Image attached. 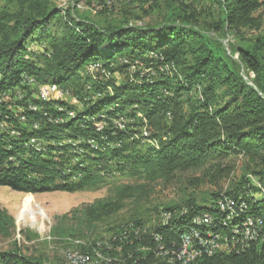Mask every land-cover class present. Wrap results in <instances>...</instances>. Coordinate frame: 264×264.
Instances as JSON below:
<instances>
[{
	"label": "trees",
	"instance_id": "trees-1",
	"mask_svg": "<svg viewBox=\"0 0 264 264\" xmlns=\"http://www.w3.org/2000/svg\"><path fill=\"white\" fill-rule=\"evenodd\" d=\"M9 1L15 9L0 14V186L30 194L72 192L117 171L129 176L143 171L164 180L213 171L223 178L230 176L232 160L238 157L257 167L230 188L213 192L206 204L191 199L166 206L161 211L167 217L150 228L143 220L130 219L115 227L107 242L88 240L87 248L81 247L83 255L107 243L110 260L102 264H179L169 257L180 248L182 233L206 237L207 232H223L231 237L232 228L247 217L264 219V194L250 179L264 187V36L232 48L237 61L222 44L216 50L209 38L210 32L257 29L259 19L253 13L264 0H207L217 15L206 28L198 26L196 10L183 3L178 14L170 9L157 24L136 26L124 19L100 26L79 19L73 7L60 10L57 0ZM92 1L86 11L115 8L94 9ZM136 61L150 63L162 78L135 74L117 82L111 76L129 71ZM93 64L99 68L91 70ZM22 74L34 85L21 84ZM39 85L59 86L66 91L59 95L77 97L81 107L69 106L64 98H37ZM119 119L123 128L116 126ZM129 120L143 127L147 138L130 128ZM147 139L154 143H145ZM144 144L141 152L138 147ZM74 156L78 162L71 160ZM135 192L142 190L120 186L114 198L87 205L80 217L85 224L109 217ZM205 214L212 222L195 220ZM11 225V217L0 208V233H8ZM155 236L168 254L159 250ZM255 237L239 251L203 254L189 264H264V227ZM117 247L122 254L118 259ZM0 261L44 264L19 248L0 252Z\"/></svg>",
	"mask_w": 264,
	"mask_h": 264
},
{
	"label": "rangeland",
	"instance_id": "rangeland-1",
	"mask_svg": "<svg viewBox=\"0 0 264 264\" xmlns=\"http://www.w3.org/2000/svg\"><path fill=\"white\" fill-rule=\"evenodd\" d=\"M74 1L57 0L56 6L60 10L73 7L74 10L72 11L73 13L77 11L74 15L79 16V19H86L100 26L120 24L124 19L126 23L136 26L157 24L162 22L164 18L166 19L170 9L174 10L175 14H178L179 3L187 4L196 10L198 13V26L200 27L206 28V25L216 20L217 15L215 7L208 3L207 0H176V4H171L169 0H156L153 3L149 0L133 2L129 0L92 1L91 8L94 9H100L103 5L107 7L115 5L114 9L104 13H94V10L93 12L86 11V4H88L87 1L89 0H78L76 7L73 6ZM14 9L15 4L13 2L0 0V14L9 13ZM253 15L259 19V27L257 29L240 28L235 31H224V35H222L223 32L218 35L210 32L209 38H212L214 48L221 50L219 47L222 44L229 58L237 61V57L231 52L232 48H243L247 41L264 36V5L255 11ZM36 47L32 46L33 49H36ZM90 69L93 70L95 68L90 67ZM135 74H139V77L143 76L145 79L159 80L162 78L160 72L152 69L150 63L145 64L141 62L139 64L137 61L133 63L129 71H115L111 76L117 82H125ZM31 83L34 84L33 80H31ZM172 83L175 82L173 81ZM37 91H45L44 97H39L40 99L49 97L57 99L53 97V91H59V94L62 92L66 93V91H63L57 85L51 87L39 85ZM193 94L194 92L191 93V95ZM20 96L18 95V97ZM186 97L184 94L183 99L185 101ZM63 100L69 106L78 109L82 104L75 96L67 95ZM186 103L187 101L185 105ZM73 114V112H69V115ZM119 121L121 122L122 119L115 122L116 126L123 128V125L119 124ZM134 122L133 120H129L130 128L137 130L140 136L145 137L149 135L143 127L134 125ZM144 142L147 144L154 143L151 140ZM144 149H146L145 144L138 147V150L141 152H144ZM71 160L78 162L79 158L74 156ZM232 161L235 164L234 170L230 176L223 178L214 176L213 171H210L208 174L204 172H185L168 180L148 177L146 172L143 171L138 176H129L127 172L117 171V173L105 176L96 185L72 192L52 191L30 194L12 191L7 187L0 186V208L11 217L12 221L8 233H0V252L19 248L21 254L24 256L42 260L44 264H67L69 255L82 254L80 252L81 247L89 245L86 244L88 240L102 238V242H107L115 231L114 228L124 222H132L130 219L143 220L146 223L145 227L150 228L156 225L158 221H163L167 217L161 211L163 207L170 205L180 206L191 199H194L198 203L206 200V204L213 192L230 188L241 177L248 174L249 170L257 168L254 167L253 163L241 157L234 158ZM250 179L254 181L256 187L261 188L264 194V187L259 186L261 183L254 180L252 176H250ZM125 185L139 186L142 193L139 195L135 192L134 199H125L122 207L109 217L93 221L90 224L83 222L80 212L84 207L98 200L108 197L114 198L117 188ZM28 196H31V198L29 199ZM35 206L42 209L45 214L44 217L36 214L34 218L30 216V209H37ZM195 234L199 235V232H195ZM212 235L213 233L207 232L206 237L202 236V238L207 239L209 242L215 240V243H219V237L213 239ZM106 242L105 246L96 248L94 252L92 251V254L85 252V255L88 257L85 264H102L103 261L110 260V253L106 251V248H108ZM119 252L120 249L117 247L115 251L117 259L122 256V254L119 255Z\"/></svg>",
	"mask_w": 264,
	"mask_h": 264
},
{
	"label": "bare ground",
	"instance_id": "bare-ground-1",
	"mask_svg": "<svg viewBox=\"0 0 264 264\" xmlns=\"http://www.w3.org/2000/svg\"><path fill=\"white\" fill-rule=\"evenodd\" d=\"M21 98V96H20ZM29 108L31 109H35L34 106H29ZM120 122V121H119ZM122 122V121H121ZM100 127V126H98ZM79 143V142H78ZM28 198L30 199L31 196H28ZM222 199V198H221ZM237 201V200H236ZM219 206L222 208L223 204L222 202L218 203ZM228 206L231 204L230 201L227 202ZM246 205V204H245ZM225 206V204H224ZM36 207V206H35ZM218 207V206H217ZM240 207H243V205L241 204ZM37 209H30V216L32 218H34V215H40L41 217H44V213L42 211L41 208H39L38 206L36 207ZM231 209V207H229ZM244 208V207H243ZM232 210V209H231ZM240 211V210H239ZM244 211V209H243ZM228 212V210H227ZM213 213V212H212ZM229 214V213H228ZM232 215V214H231ZM235 215V214H234ZM205 217V216H203ZM227 218V217H226ZM206 218H196L195 220H197L198 222H201V220L204 222ZM228 219V218H227ZM227 220H225L226 222ZM256 221H259V224H257ZM34 222V221H33ZM227 223V222H226ZM229 225V224H228ZM226 225V226H228ZM232 227V226H231ZM264 227V219L261 217H247L245 219V221L240 225H236L232 228V233L233 235L230 237V240L233 241V245L231 246V251L235 250L237 251L238 248L243 247V245H245V236L243 234L242 230H246L247 234H246V243L249 240H253L256 237V233L259 229ZM241 229V230H236V229ZM231 229V228H230ZM229 229V230H230ZM139 232V231H138ZM187 236L189 237V239L192 241V243H196V239H197V243H198V249L196 250V252L194 253L192 259H184V263H183V259H180L177 251L176 252H171L170 255V259L172 260L173 258H175L174 260H176L179 264H189L190 262L194 261L196 258H198L199 256L206 254V255H210L212 253H214L213 248H211L210 246H213V244L215 243L213 240L212 242L207 241V239L202 238V236L197 235L195 233H188V231L184 234H181L180 239H181V256L182 257H189V246H187ZM210 237V236H208ZM219 237L218 234L212 235V238L215 239ZM219 239V238H218ZM217 239V240H218ZM213 243V244H212ZM209 244V245H208ZM114 246V245H113ZM99 247V246H98ZM159 250L163 251L164 254H168V249L165 250L163 248V246H158ZM243 249V248H242ZM241 250V249H240ZM93 251V250H92ZM169 256V255H168ZM173 256V257H172ZM69 261L67 264H85L87 262L85 255L82 254H72L71 256L69 255ZM172 262V261H171ZM0 264H3L0 261Z\"/></svg>",
	"mask_w": 264,
	"mask_h": 264
},
{
	"label": "built area",
	"instance_id": "built-area-1",
	"mask_svg": "<svg viewBox=\"0 0 264 264\" xmlns=\"http://www.w3.org/2000/svg\"><path fill=\"white\" fill-rule=\"evenodd\" d=\"M96 1V0H93ZM90 67H94L95 69L99 68V65L93 64ZM28 84V85H34L33 83H31V80L25 75L22 74L21 76V84ZM44 92L45 91H37L36 92V97H44ZM7 94H2V97L6 98ZM66 95H59V91H53V97L54 98H65ZM119 124L124 125V121L122 120V122H120ZM98 126L102 127V123H98ZM206 217V221L207 222H212V219L210 218V216H208L207 214H205ZM257 224H259V221H256ZM236 230H241V229H236ZM243 234L245 236V245H243V247H246V234L247 231L246 230H242ZM155 241L158 243V246H163L160 243V237L155 236ZM231 245H233V241L230 240V236H224L223 232H219V243H214V246H210L211 248H213L214 250V254L215 253H230L231 252ZM187 246H189V257H182L181 256V248L177 249V254L179 256L180 259H183V263H184V259H192L194 253L196 252V250L198 249V243H192V241L189 239V237L187 236ZM240 250V248H238V251Z\"/></svg>",
	"mask_w": 264,
	"mask_h": 264
}]
</instances>
